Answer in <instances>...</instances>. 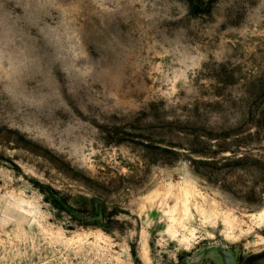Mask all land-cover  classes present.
Returning <instances> with one entry per match:
<instances>
[{
    "label": "rangeland",
    "instance_id": "374dc122",
    "mask_svg": "<svg viewBox=\"0 0 264 264\" xmlns=\"http://www.w3.org/2000/svg\"><path fill=\"white\" fill-rule=\"evenodd\" d=\"M264 0H0V264H264Z\"/></svg>",
    "mask_w": 264,
    "mask_h": 264
},
{
    "label": "trees",
    "instance_id": "16d2710c",
    "mask_svg": "<svg viewBox=\"0 0 264 264\" xmlns=\"http://www.w3.org/2000/svg\"><path fill=\"white\" fill-rule=\"evenodd\" d=\"M258 125H251L248 129V134L257 136L258 138L262 135V130H264V112L262 119L258 120Z\"/></svg>",
    "mask_w": 264,
    "mask_h": 264
}]
</instances>
